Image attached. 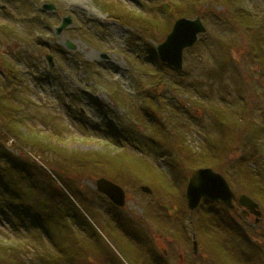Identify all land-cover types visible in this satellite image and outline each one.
<instances>
[{"label":"rangeland","instance_id":"obj_1","mask_svg":"<svg viewBox=\"0 0 264 264\" xmlns=\"http://www.w3.org/2000/svg\"><path fill=\"white\" fill-rule=\"evenodd\" d=\"M170 1L177 0H0V56L11 61L24 77L23 93L16 98L22 113L16 115L22 117L25 129L42 135L51 133L56 141L61 142L71 138L73 142H69L68 147H59L67 149V152L107 150L114 153L118 151L119 144L112 141L121 135V144L130 153H139L141 149V156L150 167L159 171L155 173L160 180H164L160 190L147 185L151 189L150 194L139 190L144 185L141 180L121 186L125 191L126 204L117 210L120 214H116V210L109 207L111 203L95 192L94 178L68 173L67 177L78 181L81 190L93 192L90 197L92 210L86 209L77 197H70L80 210V228H76V233L81 237L85 233L89 237L87 240L100 245L90 247L84 242L87 248H93L92 252L89 251V260L84 261L86 264H158L159 258L164 260V264H216L210 259V254L204 252L205 242L209 240L206 241V236L201 237V231L208 232L212 240L229 247L233 256L243 249L229 242L231 231L220 219L226 220L227 214L236 218L238 211L225 213L218 205L199 204L190 214L185 210L184 194L181 196L184 211L177 205L180 204L177 197L174 201L166 197L177 194L175 188L172 189L175 186L174 171H170L165 163L166 156L172 154L154 152L155 145H151L149 137L157 135L158 129L155 134L156 123L151 120L152 116L142 114L146 101L140 94H144L142 88H146L144 83L151 79V72L161 69L156 63L155 47L163 42L175 19L174 14L164 17L165 4ZM181 1L185 7L181 14H186L183 16L188 19L200 17L205 33L198 36L192 48L183 52L180 72L166 69L159 73L165 85L154 92L155 96L159 94L162 97L155 116L167 129L171 122L179 127L184 145L197 151L205 139L216 135L211 128L214 119L211 107H243L250 112L255 131L245 138L243 121L231 128L217 145L226 148L231 139H236L237 145H229V157L226 150L227 158L215 166L227 175L231 169L241 174L246 171V158H251L252 170L257 172L259 169L264 174V54L257 41L247 38L231 5L220 0ZM235 1L237 6L264 21V0ZM104 2H115L132 14L139 11L141 15L156 13L162 26L158 32L145 38L130 20V26H127L107 17L102 9ZM162 2L164 4L161 5ZM157 3L161 7L156 8ZM45 6H53L55 10L45 11ZM66 16L71 18V25L56 36L55 29L61 18ZM6 30L13 34L3 35ZM66 42L72 49L65 47ZM46 55L52 58V69L47 66ZM3 78L0 68V81ZM171 80L184 87L183 93L170 90ZM113 90L118 95L116 98ZM199 102L202 105L196 104ZM137 116H142L143 122H139ZM128 127L135 131L137 137L144 136L148 141L145 144L142 139L131 142L126 134ZM9 142L6 141L8 153L24 155L22 157L27 161L40 167L43 165L45 171L57 173L51 165L53 153L42 155L40 159L44 160L41 161L34 153L36 158L29 157L30 148L22 150L23 146ZM131 144L136 145V151L132 150ZM222 152L223 149V155ZM253 154L256 159L252 158ZM229 179L227 182L231 185ZM165 187H171L172 194L163 193ZM233 191L244 194L242 186L233 188ZM260 210L264 215V209ZM116 215L123 223H117ZM204 216L210 227L207 232L206 227L199 223ZM192 222L196 227L199 225L195 239ZM238 223L244 231H252L253 219ZM8 232L9 227L0 220L1 236L6 238L4 234ZM255 234H249V237L256 242L257 239L264 240L262 222ZM193 239L197 241L195 256L190 251ZM34 242L36 246L22 255L21 264L40 263L39 253L44 248L39 241ZM146 245L148 249L155 248V256L143 249Z\"/></svg>","mask_w":264,"mask_h":264},{"label":"trees","instance_id":"obj_2","mask_svg":"<svg viewBox=\"0 0 264 264\" xmlns=\"http://www.w3.org/2000/svg\"><path fill=\"white\" fill-rule=\"evenodd\" d=\"M220 1L228 6L231 5L232 12L242 24V29L245 30L247 38L257 41L259 49L264 54V42H261L264 40V21L249 14L252 13L251 11L237 6L235 0ZM165 8L169 16L174 14L175 18H178L186 15L181 14L185 10L181 0L167 3ZM102 9L122 23L130 24V20L134 28L137 27L139 32L146 37L151 36L155 31L158 32L160 26H162L155 14L141 15L136 12L132 14L129 10L125 8L122 10L119 5L112 2L110 4L103 3ZM3 26L5 27V25ZM0 28L2 29V27ZM10 33L13 34L12 31L6 30L2 34L8 36ZM160 67L159 71L151 72V79L144 83L146 88H142L144 94L140 95L146 101L142 114L146 115L147 113L152 116L155 122H158L154 127L155 134L157 129L158 134L152 135V138L155 139V148L158 153L166 151L172 154L169 157L166 156L165 162L168 163L170 171H174L175 186H172V189L175 188L174 191H177V194L171 198L166 197L172 201L177 197V200H180V204L177 205H180L183 209L181 196H183L187 182L186 178L189 173L191 174L199 168H210L224 176V178H230L231 188L242 186L243 193L258 203L260 209H264V174L259 169H257V172L252 170L250 167L251 158H246V171L241 174L231 169L227 175V172H222L215 166V163H220L221 160L227 158L226 150L229 157V145H237L236 139H231L226 148L220 147L217 143L230 132L231 128L237 127L238 122L243 121L245 123L242 128L245 138L246 135L247 137L253 135L255 129L252 127L250 112L239 106L234 109L211 107L210 113L211 116H214L211 128L216 132V135L213 138L205 139L197 151L190 150L182 141L183 134L179 127L173 126L174 123L171 122L167 129L160 122V118L154 116L157 105L159 106L162 99L159 94L155 96L154 92L165 85V81L161 80L159 73L166 69L171 71V68L163 65H160ZM0 68L3 70L4 75L3 80L0 81V220L4 221L9 227V232L4 234L6 238L0 234V264H21L22 255L28 252L33 245L36 246L34 240L39 241V245L44 248L39 253L40 263L38 264H86L84 261L89 260L87 259L88 256L90 257L89 251L92 252L93 248H87L84 242L90 247H93V245L99 247L100 245L97 246L95 242L87 240L89 237L85 233L82 234V237L76 233L78 230L76 228H80L78 225L80 210L70 197L72 199L77 197L86 209L92 210L90 197L93 192L91 190H81L78 187V181L76 182L74 178L67 177L68 173L71 172L78 176L83 175L94 179L104 177L120 186L134 184L141 180L144 185H149L152 189H154L152 187L154 185L159 190L161 188L160 184L164 180H160L158 174L155 173L159 171L150 167L141 154L130 153L120 143H117L119 144L118 151L114 153L107 150L103 152L93 150H73L75 152L71 150L67 152V149L59 147L61 145L68 147V143L73 142L71 138L61 142L56 141L51 133L42 135L38 131L32 132L25 129L22 117L16 115V113H22V108L20 104L16 103V98L17 95L23 93L24 77L19 70L15 69L14 64L7 58H3V56H0ZM262 69L264 70V65ZM169 87L170 90L176 93H183L184 91V87L175 80L170 81ZM113 96L115 98L118 96L115 91ZM196 104L202 105L200 102ZM137 119L139 122H143L142 116H137ZM134 132L131 130L130 135L128 134V137L130 136L132 140L139 141L142 139V143L148 141L144 136L137 137ZM10 139H13L14 142L11 143L18 147L30 148V154H36L39 159L42 155L46 156L48 153H53L55 156L53 160L51 158V165L57 173H50L55 176L56 180L37 164L24 159L22 157L24 155L18 156L8 153L6 141ZM85 141L88 142L86 139ZM220 148L223 149L222 153L225 158L221 154ZM36 156L34 157L36 158ZM252 158L256 159V155L253 154ZM60 161H63L65 165ZM144 172L146 174L142 175ZM140 174L141 176H139ZM162 176L166 180L164 175ZM238 179L240 182H237ZM165 184L168 185L166 182ZM170 188L165 187L162 192L172 194L173 191H170L172 190ZM207 203L210 204L209 202L204 204ZM111 207L118 210L113 206ZM222 210L225 213H233L225 208H222ZM220 219L225 221L222 224L231 231L228 234L230 236L229 242L237 248L243 249L239 250L236 256H233L229 247H225L217 240H212L207 232L210 227L207 225L204 216L199 223L206 227V232L209 235L201 231V237L206 236V241L209 240V242H205L204 252L210 254V259L214 260L216 264H264V240L257 239L256 242V240L249 237V234L256 235L258 225L257 227L251 226L252 231L246 232L238 223L241 220L237 217L231 218L227 214L226 220L223 217H220ZM261 222L264 225V215H262ZM120 223H123L121 217ZM195 223L198 222L195 221ZM195 223L192 222L191 224L194 236L197 235L199 229V225L196 227ZM228 235L226 233L227 238ZM210 242L212 244H209ZM143 249L148 250L147 252L154 256L157 253L155 248L148 249L147 245ZM100 250L103 251V248ZM110 253L112 254V252ZM158 264H164V260L159 258Z\"/></svg>","mask_w":264,"mask_h":264},{"label":"water","instance_id":"obj_3","mask_svg":"<svg viewBox=\"0 0 264 264\" xmlns=\"http://www.w3.org/2000/svg\"><path fill=\"white\" fill-rule=\"evenodd\" d=\"M46 10H53V6H45ZM71 24L69 17L62 20V24L56 29V34L59 35L65 28ZM205 33V28L199 17L194 19H177L171 28L170 33L165 40L156 48L157 55L163 64L171 66L177 70L182 68V53L184 50L191 48L196 42L199 34ZM68 47L69 44L67 45ZM50 67H53L50 57H47ZM95 189L98 193L104 195L112 204L117 207H123L125 204L124 190L113 182L99 178L94 182ZM142 192L150 194L151 190L146 186H140ZM185 199L190 212L195 210L201 201L209 200L220 202L228 209H234L235 203L243 212L256 218L258 222L261 217V212L256 203L245 195L236 197L229 188L225 179L211 169L195 170L189 177L186 189ZM196 252V243L192 244V253Z\"/></svg>","mask_w":264,"mask_h":264},{"label":"flooded vegetation","instance_id":"obj_4","mask_svg":"<svg viewBox=\"0 0 264 264\" xmlns=\"http://www.w3.org/2000/svg\"><path fill=\"white\" fill-rule=\"evenodd\" d=\"M248 216H249V214H246V218H247V220H249V218H250V217H248Z\"/></svg>","mask_w":264,"mask_h":264}]
</instances>
